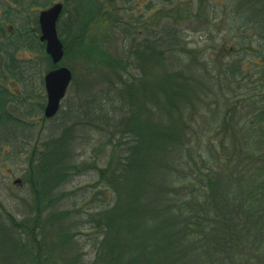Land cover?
Returning a JSON list of instances; mask_svg holds the SVG:
<instances>
[{
	"label": "trees",
	"instance_id": "16d2710c",
	"mask_svg": "<svg viewBox=\"0 0 264 264\" xmlns=\"http://www.w3.org/2000/svg\"><path fill=\"white\" fill-rule=\"evenodd\" d=\"M243 2L230 15L242 58L216 75L204 63L199 73V62L183 58L192 53L183 35L164 24L147 29L142 45L124 49L122 71L107 86L78 105L73 97L65 101L57 115L73 122L72 138L89 147L102 136L108 159L104 167L97 165L99 157L81 166L65 163L61 145L54 146L62 136L53 137L46 151L34 148L28 161L29 182L40 186L33 191L34 209L25 206L18 219L0 201V264H40L39 231L47 220L68 221L58 234L59 245L69 247L64 264H264V0ZM16 33L0 51L17 39L24 49H39L31 33ZM131 58L138 75L127 72ZM6 63L5 71L17 78L13 57ZM206 98L215 104H203ZM15 100L0 86V128L7 122L28 129L6 110ZM212 135L219 149L208 145ZM91 171L99 179L85 193L99 204L80 219L52 212L70 195L62 187ZM83 229L85 237H78ZM85 246L92 251L87 261L80 253Z\"/></svg>",
	"mask_w": 264,
	"mask_h": 264
},
{
	"label": "rangeland",
	"instance_id": "374dc122",
	"mask_svg": "<svg viewBox=\"0 0 264 264\" xmlns=\"http://www.w3.org/2000/svg\"><path fill=\"white\" fill-rule=\"evenodd\" d=\"M12 1L0 0L1 45L12 37V32L23 29L28 33H35L37 30L34 35L38 41L40 33L37 20L40 11L48 9L55 3H61L63 6L56 23L57 35L63 47V58L59 63H52L45 52V44L41 41H38L39 49L37 48L36 52L20 46L24 42L21 39L15 40L12 47L0 51V86L7 88L9 94L17 101L7 103L6 110L15 119L29 126L28 129L21 130L16 125L3 122L0 128V201L14 210L18 219L26 215L25 206L34 209L36 202L33 191L37 192L40 189L39 185L29 182L28 161L34 148L39 147V150L46 151L53 137L59 139L62 136V140L60 138L59 143H54V146L61 145L63 162L71 159L77 166H81L93 163L95 158L99 157L97 165L104 167L108 159L107 153L102 150L105 141L102 136L94 139L89 147L81 146L75 140L76 135L72 138V131L69 128V125L73 124L72 121L65 123L61 115L49 119L44 117L46 94L43 80L47 72L57 67L68 68L72 73V79L61 106L72 97L74 104L83 103L88 96L107 86L109 78L113 79L112 75L115 78L116 71V74L122 71L120 63L124 49L142 45L148 36L147 29H162L164 24L181 32L186 49L192 52L191 54L185 52L183 58L199 62L197 66L199 73H204L200 69L203 63L216 75L221 67L225 68L232 61L242 58L238 44L240 33L231 30L233 28L230 26V15L240 9L241 3L245 4L243 0H231L232 4L229 3L230 0H173L172 4H156L157 0H36L37 5L31 2L34 0ZM39 1L45 5L39 6ZM254 11L257 12L256 9ZM251 13L253 17L257 15ZM127 23L132 24L131 38L125 35ZM134 31H138L139 34L136 35ZM160 37L167 36L162 32ZM65 46L68 54L65 53ZM222 48L229 49V54L224 50L225 53L221 54ZM256 49L253 44L251 50ZM177 50L181 51L179 48ZM8 55L13 57L19 70L18 77L14 79L5 71ZM128 61L129 58L124 60L125 63ZM136 65V59L131 58L127 72L138 75ZM237 93L242 95L241 91ZM210 102L215 104L213 100L207 98L203 104ZM61 106L59 111L62 110ZM204 110L202 114L205 117L208 112L204 114ZM193 125L194 122L191 126ZM212 136L209 137L208 145L218 147V139ZM33 173L32 179L37 181L35 169ZM98 179L97 171L74 176L73 181L61 189V192H69L70 195L55 207H50L51 211L53 212L52 208L70 211L75 214L73 218L80 219L89 208L99 204L98 200L90 201L93 196L91 193L89 195L85 193L86 189H90L89 185L96 183ZM70 213L66 215L67 218L71 217ZM48 214L46 212L42 218ZM67 223L68 221L63 220L59 222L47 220V224L39 231L43 234L40 249L36 251L40 256V264L65 263L63 259L68 255L69 247L59 245L58 234L62 230L61 225ZM80 231L78 237L84 238L88 231L86 229ZM80 253L86 261L92 257L89 246L81 249Z\"/></svg>",
	"mask_w": 264,
	"mask_h": 264
},
{
	"label": "water",
	"instance_id": "95a60500",
	"mask_svg": "<svg viewBox=\"0 0 264 264\" xmlns=\"http://www.w3.org/2000/svg\"><path fill=\"white\" fill-rule=\"evenodd\" d=\"M62 9L61 3H55L48 9L40 11L38 16L39 40L45 44V52L53 64L59 63L63 58L62 43L56 31V23ZM71 79L72 73L66 67H57L45 74L43 80L46 94L45 118L49 119L57 114Z\"/></svg>",
	"mask_w": 264,
	"mask_h": 264
},
{
	"label": "flooded vegetation",
	"instance_id": "af4514ba",
	"mask_svg": "<svg viewBox=\"0 0 264 264\" xmlns=\"http://www.w3.org/2000/svg\"><path fill=\"white\" fill-rule=\"evenodd\" d=\"M13 1H15V0H13ZM13 1H12V2H13ZM35 1H36V0H35ZM31 2L34 3V5H37V4H38V2H34V1H31ZM28 4H29V3H28ZM37 24H38V20H37ZM10 29H14V28L10 27ZM38 29H39V27H38ZM16 31H17V30L14 31L15 33L12 32V33H11V36H15V35H17L18 33H16ZM35 33H37V30H36ZM35 33H34V32H31V35L34 37V36H35V35H34ZM35 38H36V37H35ZM7 60H8V59H7ZM6 64H7V63H5V65H6ZM5 68H6V67H5Z\"/></svg>",
	"mask_w": 264,
	"mask_h": 264
}]
</instances>
